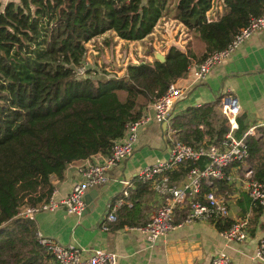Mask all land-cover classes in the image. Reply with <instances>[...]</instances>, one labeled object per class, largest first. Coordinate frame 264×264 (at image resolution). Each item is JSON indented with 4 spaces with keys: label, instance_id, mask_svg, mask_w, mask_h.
I'll use <instances>...</instances> for the list:
<instances>
[{
    "label": "trees",
    "instance_id": "16d2710c",
    "mask_svg": "<svg viewBox=\"0 0 264 264\" xmlns=\"http://www.w3.org/2000/svg\"><path fill=\"white\" fill-rule=\"evenodd\" d=\"M219 1L223 12L216 18L208 16L215 0L0 3V264H55L36 236L34 220L21 215V210L48 202L54 190L52 176L62 178L68 164L108 156L126 125L138 120L171 83L185 76L195 59L191 52L170 46L164 61L129 63L121 76L98 67L79 74L86 44L98 37L106 45L113 38L147 44L156 27L171 18L204 42L205 51L197 59L201 62L225 49L264 12V0ZM216 114L212 105L187 108L170 122L176 135L172 142L192 148L219 145L227 128L221 118L213 126ZM237 121L235 136L239 138L248 126ZM257 132V136L245 137L247 157L231 166L242 168V162L248 163L251 179L264 184V126ZM206 160L187 159L163 175L177 185L191 168H202ZM137 179L136 189L127 188V196L121 192L111 202L110 206L121 198L133 203L132 208L116 211L120 227L134 224L131 210L152 184ZM210 182L201 180L200 195L215 188L228 195L227 180L212 178ZM249 201L248 193L241 192L245 208ZM251 203L252 221L264 213V207ZM232 222L225 218L215 224L221 231ZM248 231L251 234L254 228Z\"/></svg>",
    "mask_w": 264,
    "mask_h": 264
},
{
    "label": "crops",
    "instance_id": "0c3cea01",
    "mask_svg": "<svg viewBox=\"0 0 264 264\" xmlns=\"http://www.w3.org/2000/svg\"><path fill=\"white\" fill-rule=\"evenodd\" d=\"M222 12L220 1L215 0L208 16L216 18L222 15ZM155 30L154 42L158 44L154 45L155 47L160 49L161 46L166 50L170 46H176L182 51H189L195 56L191 65L195 64L205 51L204 42L195 32L171 18L165 19ZM175 84L181 88L182 94L172 108L169 122L161 123L152 118L139 128L132 155L107 171L105 183L87 189L85 194L97 192L94 193L96 197L92 201V207H85L84 211L77 215L68 213L60 202L68 196L73 185L81 180L80 169L88 164L103 161L105 156L95 155L90 159L74 161L67 165L62 178L52 176L54 190L51 198L59 205L54 210H41L34 214L37 232L61 244L83 247L87 251L102 249L114 252L117 256L116 264H211V258L221 252L228 254L232 264H260L254 254L259 239L264 238V213L257 220L251 221L254 205L249 201L245 208V205L240 203V193H247L246 182L238 178L239 170L242 171L240 166H237V169L232 168L234 176L238 179L227 182L228 195L221 193L218 188H215V192L226 195L229 209L227 219L234 221L249 216L248 228H254V232L250 234L247 230L244 241L226 242L222 230L220 231L215 223L197 220L177 226L167 235L149 242L141 231L133 228L143 225L161 203L162 199L152 184H149V189L142 198L136 200L137 205L131 210L134 224L128 227L133 228L120 227L116 224L117 221L108 222L106 219L112 200L119 196L124 188L136 189L140 168L162 162L169 157L172 139L176 137L170 128V122L176 115L189 107L212 105L217 113L211 120L213 126L217 125L219 118L222 122L224 120L225 126L226 116L220 100L223 93H229L239 103L237 119H241L248 128L264 118V29L255 32L234 48L227 57L209 70L204 79L195 81L192 70H188ZM153 113V104L144 109V114L152 116ZM199 127L203 128L202 125ZM254 135H258L257 130ZM185 181L176 185L168 180L176 187ZM123 206L132 208L133 203L123 200L118 209ZM184 213V208L176 210L177 224L183 220ZM103 225L108 229H103Z\"/></svg>",
    "mask_w": 264,
    "mask_h": 264
},
{
    "label": "built area",
    "instance_id": "2783aa9c",
    "mask_svg": "<svg viewBox=\"0 0 264 264\" xmlns=\"http://www.w3.org/2000/svg\"><path fill=\"white\" fill-rule=\"evenodd\" d=\"M262 29H264V12L260 17L252 19L250 24L242 29L225 49L214 52L203 61L189 66L194 80L204 79L216 63L227 57L234 48L252 34ZM77 71L79 74L84 72L82 67ZM181 94V88L175 83H171L163 95L153 104L154 113L152 116L143 114L138 120L127 124L124 135L115 140L111 153L105 156L103 161L88 164L80 169L81 180L73 185L68 196L60 202L68 213L80 215L86 207L84 195L87 189L105 183L107 171L132 155L138 139V130L142 125L150 122L152 118L161 123L169 122L172 108ZM220 102L226 116L225 126L227 128L221 143L192 148L175 142L166 160L140 168L137 177L143 181H150L153 189L162 200L143 225L136 228L124 226L125 228L137 229L145 235L149 242H154L182 224L197 220H208L216 223L217 220L223 221L228 217L227 198L215 192L200 195L201 180L205 179L207 183H211L210 179L217 178L231 183L238 179L232 172V168L237 169V166L231 165L234 162L243 161L247 157L245 137L254 135L258 127L264 126V118L251 125L241 137L237 138L234 132L238 129L237 117L240 111L238 100L229 93H223ZM201 158L207 159L206 164L202 168L197 166L191 168L186 175V181L179 187L171 185L168 178L163 175L165 171L177 167L187 159L197 161ZM242 163L244 164V162ZM243 171L245 187L251 202H256L264 207V184L251 179L252 170L250 166H247L246 169L243 168ZM122 192L124 196L128 195L127 188H124ZM122 204L123 200L120 198L112 206L109 205L110 211L106 215L108 222H116V211ZM58 205L50 198L48 202L40 206L24 207L20 214L33 220L36 212L54 210ZM178 208H184L185 213L183 220L177 224L175 213ZM248 226L249 216L246 215L234 220L226 229L222 230V236L226 242L244 241L247 237ZM102 228L108 229L106 225H103ZM36 236L52 255L55 264H116L117 261L116 254L111 251L102 249L87 251L83 247L61 244L39 232L36 233ZM254 257L260 264H264V238L259 239ZM210 263L232 264L230 257L224 252L213 256Z\"/></svg>",
    "mask_w": 264,
    "mask_h": 264
},
{
    "label": "rangeland",
    "instance_id": "374dc122",
    "mask_svg": "<svg viewBox=\"0 0 264 264\" xmlns=\"http://www.w3.org/2000/svg\"><path fill=\"white\" fill-rule=\"evenodd\" d=\"M9 0H0V3L4 5ZM17 1V0H16ZM153 38L147 44L141 41L138 42H125V41H116L115 38L111 39L109 44L106 45L102 41V37L94 39L86 44L87 53L84 58V65L82 70L87 68H100L109 75H118L121 76L124 72V68L129 63H138L142 60L152 61L154 59L153 52L160 50V53H165V49L155 47L158 44L154 41ZM154 42V43H153ZM155 45V46H154ZM159 52V51H158ZM248 163H244L243 167L247 168ZM238 178L241 180L244 179V171L242 176V171L239 170ZM240 180H237L239 182Z\"/></svg>",
    "mask_w": 264,
    "mask_h": 264
},
{
    "label": "water",
    "instance_id": "95a60500",
    "mask_svg": "<svg viewBox=\"0 0 264 264\" xmlns=\"http://www.w3.org/2000/svg\"><path fill=\"white\" fill-rule=\"evenodd\" d=\"M153 56H154V59H157V60H160V61H164V55L162 53L158 52V51H154L153 52ZM164 125H166V124H164ZM94 193L97 194V192L94 191V192H91V193H88V194L84 195V200H85V203H86V207L88 206L87 208L92 207V205H94L93 204L94 202H92L93 199L96 197V194H94Z\"/></svg>",
    "mask_w": 264,
    "mask_h": 264
}]
</instances>
